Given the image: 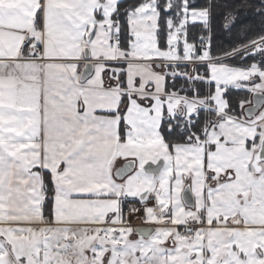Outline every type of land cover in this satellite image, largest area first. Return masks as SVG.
Segmentation results:
<instances>
[{
    "label": "snow or ice",
    "instance_id": "1",
    "mask_svg": "<svg viewBox=\"0 0 264 264\" xmlns=\"http://www.w3.org/2000/svg\"><path fill=\"white\" fill-rule=\"evenodd\" d=\"M0 264H264V0H0Z\"/></svg>",
    "mask_w": 264,
    "mask_h": 264
},
{
    "label": "trees",
    "instance_id": "2",
    "mask_svg": "<svg viewBox=\"0 0 264 264\" xmlns=\"http://www.w3.org/2000/svg\"><path fill=\"white\" fill-rule=\"evenodd\" d=\"M203 2V0H201ZM245 19H251V17H245ZM212 31L214 34V43H222L224 46H231L233 44H238L240 42L241 38H237L235 33H233L231 36L222 29V18L220 16H216L212 21ZM191 39V38H190ZM230 64L242 66L243 64L250 63V60L241 61L239 57L236 59L228 61ZM232 95L234 97H248L250 98V95L246 92H237L233 91Z\"/></svg>",
    "mask_w": 264,
    "mask_h": 264
},
{
    "label": "built area",
    "instance_id": "3",
    "mask_svg": "<svg viewBox=\"0 0 264 264\" xmlns=\"http://www.w3.org/2000/svg\"><path fill=\"white\" fill-rule=\"evenodd\" d=\"M133 218H135V217H133Z\"/></svg>",
    "mask_w": 264,
    "mask_h": 264
},
{
    "label": "crops",
    "instance_id": "4",
    "mask_svg": "<svg viewBox=\"0 0 264 264\" xmlns=\"http://www.w3.org/2000/svg\"><path fill=\"white\" fill-rule=\"evenodd\" d=\"M135 219V218H134Z\"/></svg>",
    "mask_w": 264,
    "mask_h": 264
}]
</instances>
